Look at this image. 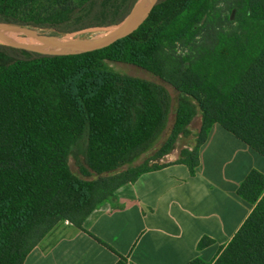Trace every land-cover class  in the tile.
Segmentation results:
<instances>
[{
	"label": "trees",
	"instance_id": "obj_1",
	"mask_svg": "<svg viewBox=\"0 0 264 264\" xmlns=\"http://www.w3.org/2000/svg\"><path fill=\"white\" fill-rule=\"evenodd\" d=\"M137 2L0 0V21L69 33L117 23ZM236 25L239 34L227 32ZM106 60L151 72L176 100L164 84ZM197 114L195 144L176 162L197 166L214 123L264 157V0H160L129 35L76 54L0 42V264H22L57 222L81 228L118 187L165 165L150 161L190 135ZM74 151L81 175L68 163ZM236 194L251 211L212 262L190 264H264V174L250 170Z\"/></svg>",
	"mask_w": 264,
	"mask_h": 264
},
{
	"label": "crops",
	"instance_id": "obj_2",
	"mask_svg": "<svg viewBox=\"0 0 264 264\" xmlns=\"http://www.w3.org/2000/svg\"><path fill=\"white\" fill-rule=\"evenodd\" d=\"M264 157L214 123L190 168L172 161L114 191L78 228L57 222L22 264H190L212 262L253 205L236 194ZM202 238L210 241L204 246Z\"/></svg>",
	"mask_w": 264,
	"mask_h": 264
},
{
	"label": "water",
	"instance_id": "obj_3",
	"mask_svg": "<svg viewBox=\"0 0 264 264\" xmlns=\"http://www.w3.org/2000/svg\"><path fill=\"white\" fill-rule=\"evenodd\" d=\"M159 1L160 0H141L139 3L137 2L138 7H136V3L132 10L122 20L108 25L102 32L84 39L64 40L53 35L44 37L34 32L30 38L40 37L42 38L41 41H21L0 30V42L9 46L50 55L76 54L100 49L136 30L149 16L150 12ZM233 12L232 10L230 18H232ZM0 26L13 27L16 29L27 27L1 21Z\"/></svg>",
	"mask_w": 264,
	"mask_h": 264
},
{
	"label": "rangeland",
	"instance_id": "obj_4",
	"mask_svg": "<svg viewBox=\"0 0 264 264\" xmlns=\"http://www.w3.org/2000/svg\"><path fill=\"white\" fill-rule=\"evenodd\" d=\"M136 7H138V4H137ZM228 13H230V11H228ZM234 13L235 12H233L232 18L234 17ZM20 28H23V27H20ZM24 28H27L29 30H32L33 32L39 33L40 35H42L44 37L50 36V35H53V36L59 37V38H61L62 36H78V37H80L79 39H84V38H87V37H90V36H93V35H95L97 33L102 32L103 30H105L106 26L88 27V28H84V29H81V30H78V31L69 32V33H53L51 30H48V29L47 30L33 29V28H30V27H24ZM241 29H242L241 27H237V25H236L234 29L228 30L227 32H229L231 34L232 32L235 31L236 33L239 34ZM75 40H78V39H75ZM105 63L107 65V67H109L112 70L119 71V72H122V73H127V74H130V75H133V76H137V77H140V78H144V79L155 81L157 83L164 84L167 87V89L169 90V92H170V94L172 96L173 102L176 100L177 91L170 84L162 81L158 76L152 74L151 72H149V71H147V70H145V69H143L141 67H138L136 65H133V64H130V63H125V62H115V61L106 60ZM199 126H200V114H197V116L189 124V128L191 130V134L188 135V136H181V135L178 136L176 141H175L173 149L168 154L164 155L162 158H160L158 160H153V161H150V162L151 163H154V162L156 163L157 162V164H164V163H169V162L175 161V159H177L178 156H179L180 149H182L184 147H189L190 148V147H192L195 144L196 133H197V131L199 129ZM165 136H166V130L161 133V135H160L159 139L157 140L156 144L160 143V141ZM144 159H145V156H142V157L138 158L134 162V164H139V163L143 162ZM68 163H69V166H70V169H71L72 172H74V173H76L78 175L82 174V172L80 170V164H82L83 161H82L81 155L77 151H74L69 156ZM125 167L126 166L124 165L121 168H125ZM92 177H93L92 175L87 176V178H92Z\"/></svg>",
	"mask_w": 264,
	"mask_h": 264
},
{
	"label": "bare ground",
	"instance_id": "obj_5",
	"mask_svg": "<svg viewBox=\"0 0 264 264\" xmlns=\"http://www.w3.org/2000/svg\"><path fill=\"white\" fill-rule=\"evenodd\" d=\"M141 0L138 1V3ZM137 3V4H138ZM136 4V6H137ZM0 30L11 35L13 38L17 39V40H21V41H28V40H32V41H41L42 38L40 37H36V38H30V36L34 33L33 31L27 29V28H11V27H6V26H0ZM80 37L78 36H62L61 39H68V40H75V39H79Z\"/></svg>",
	"mask_w": 264,
	"mask_h": 264
}]
</instances>
